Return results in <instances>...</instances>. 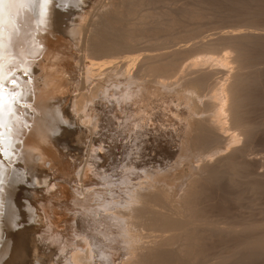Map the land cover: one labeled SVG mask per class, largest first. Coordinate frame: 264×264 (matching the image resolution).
Listing matches in <instances>:
<instances>
[{
	"label": "bare ground",
	"instance_id": "6f19581e",
	"mask_svg": "<svg viewBox=\"0 0 264 264\" xmlns=\"http://www.w3.org/2000/svg\"><path fill=\"white\" fill-rule=\"evenodd\" d=\"M68 1L4 5L31 107L6 118L0 264H264V0Z\"/></svg>",
	"mask_w": 264,
	"mask_h": 264
},
{
	"label": "snow or ice",
	"instance_id": "6c2138e0",
	"mask_svg": "<svg viewBox=\"0 0 264 264\" xmlns=\"http://www.w3.org/2000/svg\"><path fill=\"white\" fill-rule=\"evenodd\" d=\"M53 0H0V214L4 211V201L2 193L5 185L4 166L11 164L13 159L18 155V151L14 147L19 143V128L14 129L9 126L7 133L6 118L9 125L16 121L18 115L25 114L24 109L31 107L27 102L26 97L28 92L23 89V84L30 77V70L24 68L23 63H18L13 58L8 65L7 73L5 72V53L9 55H22L21 53H13V38L19 29L16 25L19 23L20 14L15 17V24L10 20L6 25L4 19V5L10 7H26L28 9L35 8L41 20V24L45 23V17L48 6ZM9 28L11 31L7 37V48L5 47V30ZM23 128L27 129V123L23 124ZM8 139V148L11 149V154H7L5 148V139ZM2 251V249H0Z\"/></svg>",
	"mask_w": 264,
	"mask_h": 264
},
{
	"label": "rangeland",
	"instance_id": "374dc122",
	"mask_svg": "<svg viewBox=\"0 0 264 264\" xmlns=\"http://www.w3.org/2000/svg\"><path fill=\"white\" fill-rule=\"evenodd\" d=\"M102 1V2H101ZM105 1V4L107 5L108 4V2L110 1V0H100V2L101 3H103ZM163 1V0H162ZM164 1H166V0H164ZM163 1V3L165 4L166 2H170L171 4H173V6H174V9L175 8H177V7H179L178 9H180L181 8V5H182V8L183 7H185V6H187V5H189V4H191L192 3V1H190L189 2V0H167L166 2H164ZM194 1V0H193ZM215 3H214V5L216 6H221L222 4H223V2L221 3V0H213ZM226 1V0H225ZM224 1V2H225ZM83 2V3H82ZM180 2H181V4H180ZM217 2L219 3V4H217ZM228 2V1H227ZM227 2H225L224 4H223V6H225V8L227 7V5L229 4V3H227ZM245 3H246V0L244 1ZM68 3L71 5V6H73V7H81V6H83V7H87L88 8V6H87V3H86V1L84 2V0H69L68 1ZM100 3V4H101ZM169 3V4H170ZM104 4V3H103ZM103 4H101V6H105V5H103ZM161 4V3H160ZM221 4V5H220ZM64 5H66V4H64ZM88 5H89V3H88ZM166 5V4H165ZM228 7H230V5L228 6ZM218 8V7H217ZM189 44V43H188ZM188 44H186V45H188ZM184 47V46H183ZM36 61H38V60H36ZM257 113H259V115H261V117H262V112H260L259 111V109H258V112ZM260 118V117H259ZM262 145H264V142L261 144V145H259V147H263ZM15 164H19V163H21V161L20 160H16L15 162H14ZM17 169V170H16ZM15 170L16 171H18L17 173L18 174H20V175H24V171L23 170H21V169H19V168H16L15 167ZM32 178H33V176H28L27 175V177H26V183L25 182H22V183H20V185L22 184H24L23 185V187L25 188V189H27V190H25L24 188V192H25V195H27V196H29L30 194H31V191H32V185L33 184H31V182H32ZM243 181H245V180H243ZM227 181H225V182H223V183H225V184H223V186H222V188H223V190L221 191H219V192H217L219 195H220V202H221V205H224L223 207L226 209H221V210H224V211H226V213H230L229 215H232V216H237L238 218L240 217H243L244 216V218H247L248 216H250V217H253V219H255V218H258L259 217V214L261 215V210H260V207H261V205H258V204H256L257 203V196L255 197V195L254 194H248L249 192H244L243 193V189H245V187H246V185L248 184V183H246V181L244 182V183H246V185H244V183L242 182H240L239 184H242L241 185V187H243V188H240L241 190H242V192H241V190L239 191V187H237L236 186V188L235 187H231L232 185L231 184H229V183H226ZM227 184H229V185H227ZM224 185H226L227 187H229V189H227V187L226 186H224ZM231 185V186H230ZM230 187H231V189H230ZM224 188H225V190L227 189V191H225L224 190ZM233 188H235V189H233ZM238 188V189H237ZM31 189V190H30ZM237 189V190H236ZM233 190H235L238 194H239V192H240V194L242 195V193H243V196H239V195H237V193L235 192V191H233ZM26 191H27V193H26ZM225 193H224V192ZM230 191V192H229ZM244 191H246V190H244ZM233 193V194H232ZM234 193H236V194H234ZM245 195V196H244ZM246 195L248 196L247 198L249 199H251V197H252V199L253 200H255V198H256V200L255 201H253V200H248L247 198H246V203H245V201L243 200L244 198L243 197H246ZM250 195H252L251 197H250ZM253 195H254V197H253ZM227 196H229V197H227ZM236 196V197H235ZM223 197V198H222ZM228 199V202H227V199ZM231 198H233L232 200H231ZM235 198V199H234ZM224 199V200H223ZM242 199V200H241ZM223 200V201H222ZM239 201V203H237L238 201ZM21 201L23 202H25V199H21ZM224 201L227 203V206L225 207V204L226 203H224ZM237 201V202H236ZM241 201V202H240ZM247 201H249V202H247ZM224 204H223V203ZM231 203V204H230ZM248 203H249V206H248ZM253 203V204H252ZM243 204V205H242ZM252 204V205H251ZM220 205V206H221ZM235 205V206H234ZM251 205V206H250ZM237 206V207H236ZM241 208H240V207ZM244 206V207H243ZM248 207V208H247ZM254 207V208H253ZM257 207V208H256ZM220 208H222V206L220 207ZM238 208V209H237ZM227 209H229L230 211H228ZM240 209V210H239ZM254 209V210H253ZM237 210V211H236ZM250 212H249V211ZM228 211V212H227ZM248 211V212H247ZM254 211H256V212H254ZM246 212H247V215H246ZM253 212V213H252ZM238 213V214H237ZM249 214V215H248Z\"/></svg>",
	"mask_w": 264,
	"mask_h": 264
}]
</instances>
